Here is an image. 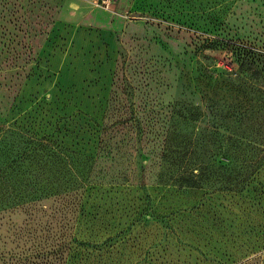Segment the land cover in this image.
<instances>
[{"label": "rangeland", "instance_id": "374dc122", "mask_svg": "<svg viewBox=\"0 0 264 264\" xmlns=\"http://www.w3.org/2000/svg\"><path fill=\"white\" fill-rule=\"evenodd\" d=\"M0 264H264V0H0Z\"/></svg>", "mask_w": 264, "mask_h": 264}, {"label": "built area", "instance_id": "2783aa9c", "mask_svg": "<svg viewBox=\"0 0 264 264\" xmlns=\"http://www.w3.org/2000/svg\"><path fill=\"white\" fill-rule=\"evenodd\" d=\"M103 2H108V0H103Z\"/></svg>", "mask_w": 264, "mask_h": 264}]
</instances>
